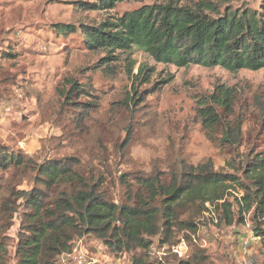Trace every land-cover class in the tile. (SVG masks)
Wrapping results in <instances>:
<instances>
[{
    "label": "trees",
    "instance_id": "trees-1",
    "mask_svg": "<svg viewBox=\"0 0 264 264\" xmlns=\"http://www.w3.org/2000/svg\"><path fill=\"white\" fill-rule=\"evenodd\" d=\"M97 1L99 6L88 9H109L124 0ZM210 5L198 0L195 10L145 6L116 23L81 25L80 33L89 51L126 52L135 47L155 63L175 68L219 67L230 73L264 69V0L253 10L221 12ZM210 9L213 12L205 14ZM57 32L74 30L64 27ZM110 61L104 60L105 70ZM147 71L140 68L130 90L104 114H99L98 95L90 84L68 81V86L54 89L43 113L61 133L51 141L80 151L39 162L0 144V264H57L86 237L115 257L128 255L130 264H154V245L167 247L159 264H211L197 240L199 227L209 220L205 213L216 214L217 225L249 219L257 224L255 234L264 239V152L250 150L237 162L228 160L229 171L216 169L210 158L193 165L184 147L172 144L165 159L151 161L149 172L131 159V148L143 142L137 131L146 130L151 135L147 139L157 131L134 86L138 78L150 81ZM76 95L84 100L77 101ZM234 108L230 92L216 89L197 102L196 121L211 132ZM239 111L255 112L264 127L260 95ZM240 135V125L227 122L219 145L238 146ZM115 162L131 168L115 176ZM24 185L28 189H22ZM16 220L18 231L11 238ZM181 241L191 249L186 260L171 252Z\"/></svg>",
    "mask_w": 264,
    "mask_h": 264
},
{
    "label": "rangeland",
    "instance_id": "rangeland-1",
    "mask_svg": "<svg viewBox=\"0 0 264 264\" xmlns=\"http://www.w3.org/2000/svg\"><path fill=\"white\" fill-rule=\"evenodd\" d=\"M211 8L234 10L258 9L261 0H206ZM198 0H124L109 9H88L99 6L97 0H0V144L11 151H21L44 159H59L80 149H70L65 144L51 141L60 136V130L47 120V104L56 87L68 81L79 85L90 84L98 95L99 114H104L110 104L122 100L125 90H130L132 77L140 68H147L148 83L138 78L135 88L144 99V108L157 130L154 137L146 138V130L137 131L142 143L130 150V157L140 169L149 172L150 163L163 160L171 146L184 147L190 162L196 165L203 158H210L216 169L225 171L228 160L236 162L250 150L264 152V127L255 112H240L250 105L255 94L264 98V69L230 73L219 67L187 68L155 63L148 55L132 47L119 50L89 51L84 44L80 26H105L116 23L125 13L148 6L196 9ZM209 15L213 11L204 10ZM212 11V12H211ZM213 16V15H212ZM69 27L74 33L57 31ZM116 31V30H113ZM10 57H8V55ZM111 57L110 69H104V60ZM153 72V73H152ZM146 74V72H145ZM226 89L235 101L232 115L222 116L221 126L208 132L196 121L197 102L212 95L216 89ZM68 89V87H66ZM77 101H83L82 96ZM90 99V98H89ZM89 99H86L87 101ZM227 122L240 125V145L233 148L219 145L223 126ZM112 161H114L112 159ZM115 176L131 167L113 163ZM163 170L165 168L163 167ZM22 189H28L25 185ZM240 196V191L237 192ZM208 215L207 223L200 226L197 240L206 250L211 264H264V239L257 236L256 223L248 219L243 224L225 226L213 223L216 218ZM264 229V227H262ZM18 221L10 229L15 238ZM244 239L250 240L244 247ZM253 239V240H252ZM77 241L73 244L76 246ZM85 257L91 264H122L129 262L115 257L91 237L81 240ZM188 247L186 260L190 254ZM162 249L153 246L151 262L162 263ZM12 264V263H11Z\"/></svg>",
    "mask_w": 264,
    "mask_h": 264
},
{
    "label": "built area",
    "instance_id": "built-area-1",
    "mask_svg": "<svg viewBox=\"0 0 264 264\" xmlns=\"http://www.w3.org/2000/svg\"><path fill=\"white\" fill-rule=\"evenodd\" d=\"M208 207V205L206 204ZM206 216L209 214L205 213ZM212 215V214H211ZM214 216V214H213ZM247 219V218H246ZM213 222H216V218L213 219ZM253 240V239H252ZM250 243V240L244 239L243 245L244 247H248ZM188 245L181 241L176 247L171 249V252L178 258V259H184V257L187 255L188 251ZM162 253H159L161 255H165L164 250L167 249L166 246H163ZM122 260H125V254L121 256ZM57 264H91V262H88L85 257V251L82 248L81 240L77 241L76 246L72 247L71 251L69 253L63 254L60 256ZM122 264H130V262L122 263Z\"/></svg>",
    "mask_w": 264,
    "mask_h": 264
}]
</instances>
